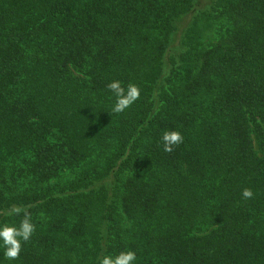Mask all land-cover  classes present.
Listing matches in <instances>:
<instances>
[{
	"label": "trees",
	"instance_id": "trees-1",
	"mask_svg": "<svg viewBox=\"0 0 264 264\" xmlns=\"http://www.w3.org/2000/svg\"><path fill=\"white\" fill-rule=\"evenodd\" d=\"M0 264H264V0H0Z\"/></svg>",
	"mask_w": 264,
	"mask_h": 264
}]
</instances>
